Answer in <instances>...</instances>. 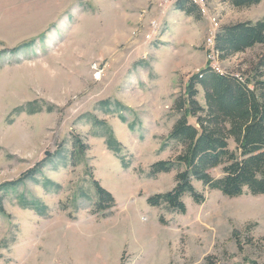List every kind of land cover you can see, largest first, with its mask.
I'll return each mask as SVG.
<instances>
[{
    "label": "rangeland",
    "instance_id": "obj_1",
    "mask_svg": "<svg viewBox=\"0 0 264 264\" xmlns=\"http://www.w3.org/2000/svg\"><path fill=\"white\" fill-rule=\"evenodd\" d=\"M131 1L0 0V264H264V196L192 181L204 201L184 196V214L147 204L175 186L176 171L149 169L181 151L167 140L174 102L208 50L217 72L256 76L264 46L222 61L213 46L222 26L261 20L264 0H193L201 16L168 32L175 0H159L160 19L145 6L133 29ZM93 181L112 208L95 210Z\"/></svg>",
    "mask_w": 264,
    "mask_h": 264
},
{
    "label": "trees",
    "instance_id": "obj_2",
    "mask_svg": "<svg viewBox=\"0 0 264 264\" xmlns=\"http://www.w3.org/2000/svg\"><path fill=\"white\" fill-rule=\"evenodd\" d=\"M237 9L250 8L262 0H223ZM174 9L187 16L199 18L200 7L193 0H175ZM264 46V17L256 22H239L222 26L214 38L218 60ZM252 79L237 77L214 70L209 63L192 75L185 87V96L174 102L182 112L174 123L167 140L181 148L174 160L158 161L150 166L149 175L176 171L172 190L147 199L150 207L166 204L171 210L184 214L183 197L189 196L196 204L204 201L195 191L192 181L220 192L228 198L244 193L264 196V53L255 65ZM200 87L204 106L196 100ZM188 118L195 119L190 124ZM110 144L109 148L114 149ZM220 168L221 175L210 174ZM27 171L16 183L34 175ZM97 212L115 205L109 192L93 181ZM30 206V205H29ZM32 207V206H31ZM210 264V259H206Z\"/></svg>",
    "mask_w": 264,
    "mask_h": 264
},
{
    "label": "crops",
    "instance_id": "obj_3",
    "mask_svg": "<svg viewBox=\"0 0 264 264\" xmlns=\"http://www.w3.org/2000/svg\"><path fill=\"white\" fill-rule=\"evenodd\" d=\"M159 0H132L131 1V17H132V22L133 24L131 25L132 29L134 27H136V25L139 24V19L137 18V12L142 10L145 6H149L152 5L155 9V13L153 14L154 16L157 15V18L160 19L158 17V13H156L157 9V4H158ZM190 19L191 16H187L185 15L183 12L177 11L174 9L173 4L171 6L168 7L166 15L163 19L164 24H165V28L167 29H171L174 28V26H176L177 24H181L183 27L185 26L186 23H190ZM167 29V32H168ZM166 32V33H167Z\"/></svg>",
    "mask_w": 264,
    "mask_h": 264
},
{
    "label": "built area",
    "instance_id": "obj_4",
    "mask_svg": "<svg viewBox=\"0 0 264 264\" xmlns=\"http://www.w3.org/2000/svg\"><path fill=\"white\" fill-rule=\"evenodd\" d=\"M199 2L202 4V1L201 0H199ZM165 7V6H164ZM167 7V6H166ZM157 22L158 21H156V20H154L153 22H152V27H151V31H150V33H153V29L156 27V25H157ZM213 27H216V26H213ZM208 52H209V63H214L215 61H214V59H213V57H212V53H211V49H209L208 50ZM216 63H214V68H216ZM94 70H96L97 72H96V77H99L100 75H101V73H102V69H101V66H100V63L99 64H97V65H94L93 67H92ZM103 68V67H102Z\"/></svg>",
    "mask_w": 264,
    "mask_h": 264
},
{
    "label": "bare ground",
    "instance_id": "obj_5",
    "mask_svg": "<svg viewBox=\"0 0 264 264\" xmlns=\"http://www.w3.org/2000/svg\"><path fill=\"white\" fill-rule=\"evenodd\" d=\"M194 3H195V2H194ZM213 50H214V49H213ZM211 53H212V56H214V55H213V52H211ZM210 66H211V65H210ZM211 67H212V66H211ZM216 71H217V70H216Z\"/></svg>",
    "mask_w": 264,
    "mask_h": 264
}]
</instances>
